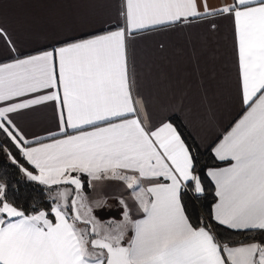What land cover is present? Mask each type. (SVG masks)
I'll list each match as a JSON object with an SVG mask.
<instances>
[{"label":"snow or ice","instance_id":"1","mask_svg":"<svg viewBox=\"0 0 264 264\" xmlns=\"http://www.w3.org/2000/svg\"><path fill=\"white\" fill-rule=\"evenodd\" d=\"M214 18L232 21L243 114L212 149L227 166L207 173L217 197L210 216L261 239L222 243L203 220L193 225L181 193L188 182L203 191L195 158L169 118L150 122L129 65L137 35L194 23L215 30ZM0 56V134L31 170L2 150L53 201L26 211L0 178V264H264V0H120L115 25L34 54L21 53L0 24ZM47 102L59 133L29 141L12 116ZM83 174L93 190L109 180L131 190L132 206L119 201L122 220L97 219L104 202L85 194Z\"/></svg>","mask_w":264,"mask_h":264},{"label":"crops","instance_id":"2","mask_svg":"<svg viewBox=\"0 0 264 264\" xmlns=\"http://www.w3.org/2000/svg\"><path fill=\"white\" fill-rule=\"evenodd\" d=\"M226 3L230 0H209V7ZM119 4L120 0H0V24L11 33L21 53L34 54L57 42L87 38L115 25ZM214 19L215 30L205 23H194L176 31L141 33L128 46L129 65L147 102L150 122L158 124L162 118L176 114L195 142L200 147L209 146L213 155L215 144L243 114L237 94L232 21ZM161 43L165 45L163 51ZM3 60L0 56V62ZM12 119L29 141L43 137L47 143L50 133H59L54 102L22 110ZM226 166L225 162L209 166L206 173ZM83 176L89 199L104 202L103 207L93 210L97 219L122 220L119 201L124 199L132 206L131 190L115 180L98 184L93 190L87 174ZM216 200L215 196L209 215ZM132 215L138 218L134 210Z\"/></svg>","mask_w":264,"mask_h":264},{"label":"trees","instance_id":"3","mask_svg":"<svg viewBox=\"0 0 264 264\" xmlns=\"http://www.w3.org/2000/svg\"><path fill=\"white\" fill-rule=\"evenodd\" d=\"M171 123L177 127L182 139L191 150L195 158L194 174L199 176L203 191L199 194L194 191H183L181 193L182 204L185 208L186 215L189 217L193 225H199L203 220L206 225H211L218 240L225 241H240L246 237L255 235L256 239H261L259 233L253 234L243 231L231 230L226 226L218 224V222L211 219L209 215L210 206L214 200V186L211 179L206 173V168L221 164L215 158L209 149V146L200 147L193 137L190 135L181 119L176 114L168 116ZM7 148L8 152L12 154L19 161L20 164L31 170V166L22 158L18 149L10 141H6L3 134H0V178H7L10 187L8 194L10 198H14L17 206L24 208L26 211H31L33 208L48 210L52 203L51 194L38 182L29 181L19 170L17 164L12 162L8 153L3 151ZM82 176L84 185V176ZM189 188L194 187L193 182H188Z\"/></svg>","mask_w":264,"mask_h":264},{"label":"built area","instance_id":"4","mask_svg":"<svg viewBox=\"0 0 264 264\" xmlns=\"http://www.w3.org/2000/svg\"><path fill=\"white\" fill-rule=\"evenodd\" d=\"M193 189H194V187L189 188V187L187 186L186 188H184V189H182V190H183V191H189V190H190V191L193 192V191H194Z\"/></svg>","mask_w":264,"mask_h":264},{"label":"water","instance_id":"5","mask_svg":"<svg viewBox=\"0 0 264 264\" xmlns=\"http://www.w3.org/2000/svg\"><path fill=\"white\" fill-rule=\"evenodd\" d=\"M193 184H194V182H193Z\"/></svg>","mask_w":264,"mask_h":264}]
</instances>
